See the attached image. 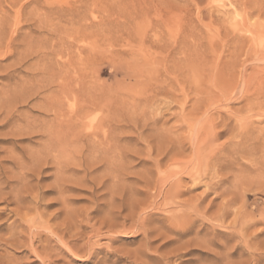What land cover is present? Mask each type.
<instances>
[{
	"label": "rangeland",
	"instance_id": "1",
	"mask_svg": "<svg viewBox=\"0 0 264 264\" xmlns=\"http://www.w3.org/2000/svg\"><path fill=\"white\" fill-rule=\"evenodd\" d=\"M150 2L24 11L0 56V264H264V0ZM18 9L0 0L6 28Z\"/></svg>",
	"mask_w": 264,
	"mask_h": 264
},
{
	"label": "bare ground",
	"instance_id": "2",
	"mask_svg": "<svg viewBox=\"0 0 264 264\" xmlns=\"http://www.w3.org/2000/svg\"><path fill=\"white\" fill-rule=\"evenodd\" d=\"M12 1V3L15 5V6H18L19 7V9H18V11H17V13H15V14H17L16 15V21H15V24L13 25L14 27H12V28H10V26L12 25V23H11V25H9V28H6L7 27V25L5 26L4 25V21H3V19L2 18H0V48L3 50H5V48H6V51H4V53H1L0 54V56L1 57H6L8 54H12L16 49H17V47H18V45L19 44H17L18 42H19V37H20V31H21V28H22V26L20 27V28H18V25L20 24V20H21V22H22V20H23V18H22V15H23V13H24V11H26V9H28L29 7H31V6H34V5H37V4H40L41 3V0H10V2ZM129 1V0H128ZM136 1V0H135ZM138 1V0H137ZM141 3H143V5H145V6H147L148 7V5H150V4H148V2H149V0H139ZM139 1L138 2H136L137 4L135 5V9L137 8V5H139L138 3H139ZM153 0H151V2H152ZM120 2H125V6L127 5V3H126V1L125 0H59V1H53V0H44V5L42 6V8H43V10L42 11H44L45 12V15H51V16H53V15H58V16H60V17H63V18H71L70 20H72V21H77L78 23H83V18L85 19V16L83 17V14H84V12H87L88 10L89 11H94L95 12V10L97 9V11H101V13L103 14V15H112V14H114V13H116V12H119V11H121V12H123V8L125 7H123V8H119V7H117L116 6V4L117 3H120ZM132 2H134V0L133 1H131L130 0V2L128 3V5H129V10H130V13L132 12V9H134V8H132L133 7V5L131 6L130 5V3H132ZM150 2V3H151ZM123 3H120V4H123ZM135 3V2H134ZM152 4H154V3H152ZM151 4V5H152ZM150 5V6H151ZM38 6V5H37ZM130 6H131V8H130ZM156 6H157V4H156ZM140 7H142V6H140ZM152 7V6H151ZM33 8H36V7H33ZM98 8H99V10H98ZM126 8H128V6L126 7ZM125 8V10H124V12L125 11H129L128 9H126ZM145 7H142V10L144 9ZM150 8V7H149ZM153 8V7H152ZM160 8V7H159ZM135 9L133 10V12L135 11ZM141 9V8H140ZM158 9V8H157ZM30 10V9H29ZM28 10V11H29ZM31 10H32V7H31ZM139 10V9H138ZM137 9H136V12L138 11ZM152 10V9H151ZM34 11L36 12L37 10L35 9V10H32V12H31V15L34 17V15L36 14H34ZM141 11V10H140ZM40 12V11H39ZM93 12V15H95L96 13H94ZM135 12V13H136ZM142 12V11H141ZM145 12H146V10H145ZM87 13H89V12H87ZM98 13H100V12H98ZM140 13V12H139ZM30 14V13H29ZM92 14V13H91ZM14 16V15H13ZM36 16V15H35ZM14 21V20H13ZM32 22V21H31ZM34 25V24H33ZM81 25H83V24H81ZM33 28V27H32ZM9 29V30H8ZM28 39H32V36H31V38H28ZM261 39H263V38H261ZM260 39V40H261ZM30 41V40H29ZM30 42H32V41H30ZM27 43V42H26ZM0 52H2V51H0ZM33 52V50L32 49H30V51H29V53H27V55H26V57L21 61V62H23L25 59H27L30 55H28V54H30V53H32ZM26 54V53H25ZM20 65H21V63H19ZM17 71V70H16ZM15 71V72H16ZM79 85V84H78ZM81 85V84H80ZM80 85H79V87H80ZM77 98V97H76ZM83 104V103H82ZM83 106V105H82ZM78 109V108H77ZM75 111H76V109H75ZM76 113V112H75ZM75 113H73L72 115H74ZM70 116V115H69ZM70 118V117H69ZM72 119V118H71ZM227 127V126H226ZM98 129V128H97ZM32 134V133H31ZM107 136H108V134H107ZM216 136H220V134L218 133ZM96 137V136H95ZM215 137V136H214ZM108 140V139H107ZM106 142V141H105ZM46 147V146H45ZM253 147H257V148H252V149H250V151H247L246 152V154L247 153H249V152H253V151H260V152H263L264 151V143L263 144H260L259 146L257 145V146H253ZM47 149V148H46ZM110 149V148H109ZM48 150V149H47ZM46 150V151H47ZM45 151V152H46ZM103 151V150H102ZM153 151V150H152ZM49 152H50V150H49ZM107 152V154H108V150L106 151ZM105 152V153H106ZM196 152V151H195ZM244 153H245V151H244ZM51 154V153H50ZM119 154H122V153H119ZM44 156V155H43ZM49 157V156H48ZM44 159V158H43ZM40 161H41V159H39ZM45 160V159H44ZM158 161V160H157ZM95 162H97L98 163V161H95ZM95 162H93V163H91V164H96ZM191 162V161H190ZM195 163V162H194ZM190 165V164H189ZM252 165H254V164H252ZM68 168V167H67ZM187 170H188V168H187ZM68 171H69V169H68ZM202 171H203V168L202 167H200V166H198V165H196V163L193 165V163H192V166H191V168H189V170H188V175H190L191 177H193L194 179H198L200 176H201V174H202ZM184 172V171H183ZM65 173V172H64ZM185 173H187V172H185ZM65 174H67V170H66V173ZM203 175H205V174H203ZM178 176V175H177ZM175 178V177H174ZM165 179V178H164ZM200 179V178H199ZM166 180H167V178H166ZM254 181V180H253ZM264 181V180H263ZM259 183H260V181H259ZM264 183V182H263ZM8 185V184H7ZM176 185H177V182H176ZM258 185V184H257ZM260 185V184H259ZM262 186V185H261ZM171 187V186H170ZM3 189H2V187L0 188V200H3V201H5V202H7L8 201V199H7V197H5V195L7 196L8 194L6 193H3ZM164 191V190H163ZM162 192V191H161ZM165 194H167V193H165ZM169 194H170V192H169ZM169 194H167V195H165L166 196V198L165 199H172L173 197H174V193H173V195H169ZM159 195H161V194H159ZM158 195V196H159ZM177 196V195H176ZM17 198V197H16ZM15 198V199H16ZM19 198V197H18ZM17 198V199H18ZM115 196L114 195H112L111 196V201L112 202H115ZM161 199V198H160ZM19 200H21L20 198H19ZM18 201V200H17ZM171 201V200H170ZM166 202H168V201H165V203ZM176 202V201H175ZM20 203V202H19ZM172 203H173V201H172ZM150 204V203H149ZM167 204V207H168V203H166ZM165 204V205H166ZM154 205V204H153ZM133 207V206H132ZM160 207V206H159ZM166 207V206H165ZM172 207V206H171ZM153 208V207H152ZM155 208V207H154ZM158 208V207H157ZM150 209H151V207H150ZM161 209V208H160ZM163 209V208H162ZM169 209V208H168ZM113 210V209H112ZM144 211V210H143ZM184 212V211H183ZM113 211H110V215H119V214H121L120 212H114L113 214ZM119 213V214H118ZM147 213V212H146ZM115 215V216H116ZM140 215V214H139ZM139 217V216H138ZM145 217V216H144ZM244 217H246V215H244ZM107 218V217H106ZM104 220V219H103ZM135 220V219H134ZM140 220V219H139ZM115 222V221H114ZM138 224V223H137ZM139 225V224H138ZM143 227V226H142ZM145 227V226H144ZM143 229H145V228H143ZM115 230V229H114ZM121 230V229H120ZM140 230H139V227L137 226V227H130V228H126L125 226H123V228H122V231H120V232H118V233H120V234H122L124 237H126V238H131V234H136V233H138ZM115 233V232H114ZM117 233V234H118ZM147 233V232H146ZM107 235V234H106ZM133 236V235H132ZM73 253V252H72Z\"/></svg>",
	"mask_w": 264,
	"mask_h": 264
}]
</instances>
